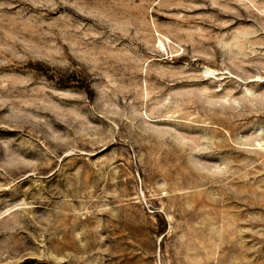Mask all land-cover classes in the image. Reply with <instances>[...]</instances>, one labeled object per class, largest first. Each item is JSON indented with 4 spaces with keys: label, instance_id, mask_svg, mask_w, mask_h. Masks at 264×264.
<instances>
[{
    "label": "rangeland",
    "instance_id": "374dc122",
    "mask_svg": "<svg viewBox=\"0 0 264 264\" xmlns=\"http://www.w3.org/2000/svg\"><path fill=\"white\" fill-rule=\"evenodd\" d=\"M247 263L264 0H0V264Z\"/></svg>",
    "mask_w": 264,
    "mask_h": 264
},
{
    "label": "bare ground",
    "instance_id": "6f19581e",
    "mask_svg": "<svg viewBox=\"0 0 264 264\" xmlns=\"http://www.w3.org/2000/svg\"><path fill=\"white\" fill-rule=\"evenodd\" d=\"M250 263V262H249ZM248 264V263H247Z\"/></svg>",
    "mask_w": 264,
    "mask_h": 264
}]
</instances>
